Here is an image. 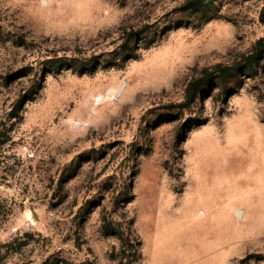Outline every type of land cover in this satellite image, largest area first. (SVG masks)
Here are the masks:
<instances>
[{"label": "rangeland", "instance_id": "obj_1", "mask_svg": "<svg viewBox=\"0 0 264 264\" xmlns=\"http://www.w3.org/2000/svg\"><path fill=\"white\" fill-rule=\"evenodd\" d=\"M211 2L0 0V264H264V0Z\"/></svg>", "mask_w": 264, "mask_h": 264}, {"label": "trees", "instance_id": "obj_2", "mask_svg": "<svg viewBox=\"0 0 264 264\" xmlns=\"http://www.w3.org/2000/svg\"><path fill=\"white\" fill-rule=\"evenodd\" d=\"M184 7L188 11H196V13H201L202 17L208 18L212 7V2L211 0H187V3L184 5ZM262 19H264V13ZM263 55L264 38H261L257 41L252 53L245 58L244 63L240 66L247 70L250 74L256 75L258 73V63ZM238 67L239 66L237 65L218 66L214 69L213 72H205L202 77L191 81L187 88V101L185 104H183V106L189 107L195 101L196 96L201 93V89L206 83H208L211 77H219L221 80L220 85L223 86L226 82L227 77L231 75ZM50 69V72L61 71L63 69H73L78 74L84 75L86 73L93 72L94 65L88 60H82L77 58H57L55 60H51Z\"/></svg>", "mask_w": 264, "mask_h": 264}, {"label": "bare ground", "instance_id": "obj_3", "mask_svg": "<svg viewBox=\"0 0 264 264\" xmlns=\"http://www.w3.org/2000/svg\"><path fill=\"white\" fill-rule=\"evenodd\" d=\"M237 213H238L239 216H241V214H242L241 211H238V210H237Z\"/></svg>", "mask_w": 264, "mask_h": 264}]
</instances>
